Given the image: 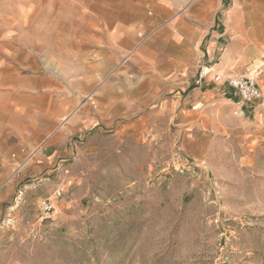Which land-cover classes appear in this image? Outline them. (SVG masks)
Masks as SVG:
<instances>
[{
    "label": "rangeland",
    "instance_id": "obj_1",
    "mask_svg": "<svg viewBox=\"0 0 264 264\" xmlns=\"http://www.w3.org/2000/svg\"><path fill=\"white\" fill-rule=\"evenodd\" d=\"M123 1L171 14L134 29L99 79L116 90L113 117L93 91L69 89L71 116L99 122H69L54 144L3 156L0 264H264V0ZM30 14L26 0H0V46L44 38L16 28ZM175 18L178 43H156L157 67L139 72L134 51ZM253 70L262 97L246 103L227 78ZM21 147L40 151L24 161Z\"/></svg>",
    "mask_w": 264,
    "mask_h": 264
},
{
    "label": "crops",
    "instance_id": "obj_2",
    "mask_svg": "<svg viewBox=\"0 0 264 264\" xmlns=\"http://www.w3.org/2000/svg\"><path fill=\"white\" fill-rule=\"evenodd\" d=\"M27 7L32 12L29 21L14 22L16 28L46 32L43 39L32 34L17 43L0 46V166L3 156L19 145L54 144L69 122H99L92 115L86 119L78 113L71 116L77 100L74 95L69 96L70 90L93 91L97 94V110L113 117L116 90L110 81L99 85V79L115 67L116 56L135 43L134 29L159 24L161 15L171 14V9L161 15H153L149 10L145 17L138 1L128 4L123 0H26ZM176 18L165 23L154 38L134 51L139 72L157 67L152 48L156 43H164L165 39L178 43L179 33L174 30L179 24ZM41 52L60 64L65 82L53 77L46 63L41 71L37 59ZM226 58L224 53L223 61ZM222 66L223 62L214 65ZM208 68L211 69L201 67ZM179 100L180 97L177 103ZM36 151L33 156H38L40 150Z\"/></svg>",
    "mask_w": 264,
    "mask_h": 264
},
{
    "label": "built area",
    "instance_id": "obj_3",
    "mask_svg": "<svg viewBox=\"0 0 264 264\" xmlns=\"http://www.w3.org/2000/svg\"><path fill=\"white\" fill-rule=\"evenodd\" d=\"M138 36L140 37L139 43L143 42L147 39L148 35H142L141 33H138ZM210 68L205 69V72H209ZM260 72L253 70L252 73L250 72L248 75L245 76H233L227 78L228 84L238 93V95L241 97L243 102H253L256 100H259L262 97V91L259 87V84L257 82L258 76ZM216 80H221L222 75L220 73L215 74ZM20 152L24 154V161L29 158L30 156L34 154V151H31L30 153H27L25 155V149L21 148ZM13 158L17 157L15 153H12L11 155ZM23 162V161H22ZM42 211L49 213L51 211V204L43 201L42 202Z\"/></svg>",
    "mask_w": 264,
    "mask_h": 264
}]
</instances>
